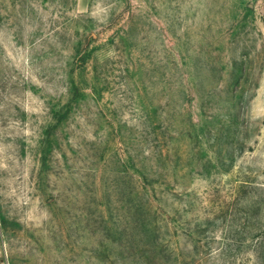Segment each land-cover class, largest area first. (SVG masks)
<instances>
[{"label":"rangeland","instance_id":"obj_1","mask_svg":"<svg viewBox=\"0 0 264 264\" xmlns=\"http://www.w3.org/2000/svg\"><path fill=\"white\" fill-rule=\"evenodd\" d=\"M0 264H264V0H0Z\"/></svg>","mask_w":264,"mask_h":264}]
</instances>
